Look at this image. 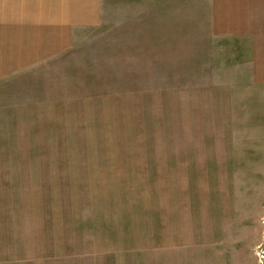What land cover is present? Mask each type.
I'll return each instance as SVG.
<instances>
[{"label":"rangeland","instance_id":"rangeland-1","mask_svg":"<svg viewBox=\"0 0 264 264\" xmlns=\"http://www.w3.org/2000/svg\"><path fill=\"white\" fill-rule=\"evenodd\" d=\"M198 1L102 0L51 142L0 133V264H264V29H212ZM36 196L51 250L2 205Z\"/></svg>","mask_w":264,"mask_h":264},{"label":"crops","instance_id":"crops-1","mask_svg":"<svg viewBox=\"0 0 264 264\" xmlns=\"http://www.w3.org/2000/svg\"><path fill=\"white\" fill-rule=\"evenodd\" d=\"M101 5L102 0H0L2 141L51 142V109L58 107V100L51 99L54 78L72 76L73 50L82 44V35L97 26ZM195 5L208 14L212 29H264V0H199ZM261 36L257 32L255 41L263 55ZM9 151L19 156V149ZM23 151L22 156L51 157L50 145ZM2 205L17 218L36 221L37 240L22 248L51 250V196L12 198Z\"/></svg>","mask_w":264,"mask_h":264}]
</instances>
